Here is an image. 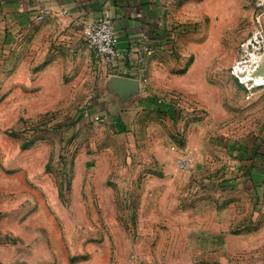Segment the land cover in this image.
<instances>
[{"label":"rangeland","instance_id":"374dc122","mask_svg":"<svg viewBox=\"0 0 264 264\" xmlns=\"http://www.w3.org/2000/svg\"><path fill=\"white\" fill-rule=\"evenodd\" d=\"M256 11L172 3L187 34L156 54L161 113L124 132L84 117L102 80L85 42L0 34V264H264V158L232 149L264 153L263 55L241 52Z\"/></svg>","mask_w":264,"mask_h":264},{"label":"crops","instance_id":"0c3cea01","mask_svg":"<svg viewBox=\"0 0 264 264\" xmlns=\"http://www.w3.org/2000/svg\"><path fill=\"white\" fill-rule=\"evenodd\" d=\"M175 1L0 0V34L14 39L30 35L34 30H57L59 45L78 47L79 51L82 46L88 52L83 44L85 28L101 17L113 18L120 38L117 63L110 72L101 61V86L84 117L92 116L94 120L98 116L101 118L98 123H106L110 128L124 132L131 116L161 113L159 109L163 103L150 84L151 70L158 63L156 54L161 50L175 49L178 36L187 34V31L172 28L171 12ZM44 9L50 10L52 15L37 21L36 17ZM91 55L95 57L94 52ZM258 72L264 75V59ZM237 73L240 77L238 62ZM232 149L238 152L237 157L242 161L243 156L251 154L247 159L249 163H260L258 155L264 158L260 148L234 144ZM246 175L248 183L253 185L256 181L254 174L247 171Z\"/></svg>","mask_w":264,"mask_h":264},{"label":"built area","instance_id":"2783aa9c","mask_svg":"<svg viewBox=\"0 0 264 264\" xmlns=\"http://www.w3.org/2000/svg\"><path fill=\"white\" fill-rule=\"evenodd\" d=\"M254 3L257 10L254 16L255 28L247 38L241 52L243 53L244 48L248 46L250 53L252 51L256 57L259 55L264 56V0H254ZM60 14L63 15L64 12ZM50 15H52V12L44 9L38 14L36 20L43 21ZM83 37L86 45L97 54L104 66L110 72L114 71L118 59L120 38L113 18L106 16L92 22L85 28ZM92 104L89 103L86 109L90 108ZM94 120L100 122L101 118L95 116ZM192 163L193 159L188 158L178 161L177 165L179 169L186 170L190 168Z\"/></svg>","mask_w":264,"mask_h":264},{"label":"bare ground","instance_id":"6f19581e","mask_svg":"<svg viewBox=\"0 0 264 264\" xmlns=\"http://www.w3.org/2000/svg\"><path fill=\"white\" fill-rule=\"evenodd\" d=\"M262 59H264V56L259 58L258 61L255 63V65L252 66V68H251V71H253L257 75V77L260 79H264V75L258 72V66H259Z\"/></svg>","mask_w":264,"mask_h":264},{"label":"trees","instance_id":"16d2710c","mask_svg":"<svg viewBox=\"0 0 264 264\" xmlns=\"http://www.w3.org/2000/svg\"><path fill=\"white\" fill-rule=\"evenodd\" d=\"M251 170V169H250Z\"/></svg>","mask_w":264,"mask_h":264}]
</instances>
